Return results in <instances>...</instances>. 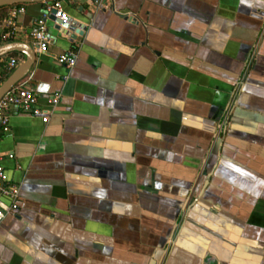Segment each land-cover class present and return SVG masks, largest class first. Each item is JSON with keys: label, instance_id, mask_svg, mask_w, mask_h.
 <instances>
[{"label": "crops", "instance_id": "0c3cea01", "mask_svg": "<svg viewBox=\"0 0 264 264\" xmlns=\"http://www.w3.org/2000/svg\"><path fill=\"white\" fill-rule=\"evenodd\" d=\"M109 2L64 0L86 29L48 24L45 53L15 41L48 122L0 127L20 185L0 264H264V0ZM11 58L26 57L0 56V84Z\"/></svg>", "mask_w": 264, "mask_h": 264}, {"label": "built area", "instance_id": "2783aa9c", "mask_svg": "<svg viewBox=\"0 0 264 264\" xmlns=\"http://www.w3.org/2000/svg\"><path fill=\"white\" fill-rule=\"evenodd\" d=\"M64 0H55L44 4L41 14L32 23L28 33L22 35L19 31L18 20L26 13L25 6H11L7 15L0 19V45L15 42L21 36L30 39L39 53L47 52L51 42L48 27V17L54 10L55 17L66 21L67 18L62 12V3ZM99 9H109L110 0H94ZM58 63L66 69L71 70L76 61L74 53H64L57 58ZM18 65L15 58H11L8 62V69L14 70ZM28 81L22 80L13 88H11L0 99V127L4 132L8 131V120L12 113L22 112L30 116H41L42 122H48V115L38 108V98L32 89L28 87ZM59 99V95L49 99V103L55 106ZM19 169V167H17ZM20 185L12 182L3 166V158L0 154V222L7 217H15L19 206Z\"/></svg>", "mask_w": 264, "mask_h": 264}, {"label": "water", "instance_id": "95a60500", "mask_svg": "<svg viewBox=\"0 0 264 264\" xmlns=\"http://www.w3.org/2000/svg\"><path fill=\"white\" fill-rule=\"evenodd\" d=\"M52 0H0V8L3 7H11L14 5H32L39 4L44 5ZM55 11L53 10L51 15L48 17V24H52V27L57 31H65L66 33H70L69 37L75 38V32L77 29L81 30V32L85 31V26H81L75 20H71L67 18L64 22L58 18H56ZM30 48L29 45L20 43V42H11L0 46V56L10 54L13 52L23 53L25 55V61L20 64L13 72L0 84V99L15 85H17L20 81H22L29 70L32 67L34 62V54L28 51Z\"/></svg>", "mask_w": 264, "mask_h": 264}, {"label": "trees", "instance_id": "16d2710c", "mask_svg": "<svg viewBox=\"0 0 264 264\" xmlns=\"http://www.w3.org/2000/svg\"><path fill=\"white\" fill-rule=\"evenodd\" d=\"M55 0H52L50 2H53ZM49 3V2H48ZM14 6H27V5H14ZM10 7H3V8H0V19L4 18L6 15H7V11Z\"/></svg>", "mask_w": 264, "mask_h": 264}]
</instances>
